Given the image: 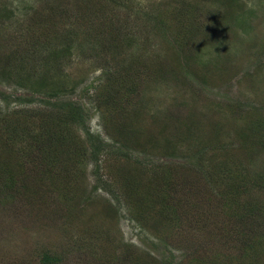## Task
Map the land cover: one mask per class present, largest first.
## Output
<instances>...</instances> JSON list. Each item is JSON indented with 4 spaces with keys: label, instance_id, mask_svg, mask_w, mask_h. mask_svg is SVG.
Instances as JSON below:
<instances>
[{
    "label": "rangeland",
    "instance_id": "1",
    "mask_svg": "<svg viewBox=\"0 0 264 264\" xmlns=\"http://www.w3.org/2000/svg\"><path fill=\"white\" fill-rule=\"evenodd\" d=\"M6 57L0 89L21 99L2 111L76 101L71 150L84 148L53 159L52 176L76 172L68 195L49 179L27 195L34 164L12 156L0 264H42L45 249L58 264H264V124L240 137L264 120V0H0Z\"/></svg>",
    "mask_w": 264,
    "mask_h": 264
},
{
    "label": "trees",
    "instance_id": "2",
    "mask_svg": "<svg viewBox=\"0 0 264 264\" xmlns=\"http://www.w3.org/2000/svg\"><path fill=\"white\" fill-rule=\"evenodd\" d=\"M219 3H224L226 7H230L231 9L236 8L238 5V0H213ZM3 63H0V74L4 75L6 73H11L10 69V58L6 57L5 60L0 59ZM22 62L25 61V58L21 59ZM12 74V73H11ZM31 79L30 74L26 73L21 80H17L20 84H26L25 81ZM46 79L42 80L41 85L47 82ZM11 94H6L4 90L0 89V102H6V106H8V99L11 98ZM13 100L19 102L21 99L19 96H13ZM27 102H32V99L29 98L26 100ZM40 102H43L44 105L47 107V113L41 114V112L33 111L34 113L31 114L28 110V113L21 114V108L10 112L8 110L2 111L3 108L0 106V161H2L3 171H0V179L4 180L3 187H8L11 192L14 187V177L8 178L6 173H9L8 170L5 168L11 167V161L13 159V155H18L24 161L30 163V166L34 164L32 168L28 170L27 173H23L22 177L19 179V186L25 189V193L31 197V194L38 193L40 197H44L46 192L45 188L47 185L52 184H62L64 188L67 190L66 195L70 194V191L73 189V180L75 177V170L72 166H67L66 169H73L74 172H67L61 176L57 175L52 176L50 172H52V166L56 160L57 153H63L65 150H70L68 154L73 153L76 154V151L81 150L84 146H77L76 149L71 150V143L73 138L75 137V132L69 128L70 120L75 121L80 118H84V109L83 106L73 100L69 99H62L61 101H50V99H40ZM66 109V112H62L60 109ZM58 110L57 117L54 121L49 120L50 112H55ZM116 115H112L111 117H115ZM114 123H117L116 118H111ZM81 120V119H80ZM257 125L253 128V130L249 133V128H244L241 130L242 133H245L248 137L240 136L243 140L251 138L253 139V143L255 140H259L261 136L257 138V130L258 128L262 127L264 124L263 119H259ZM124 132H120L122 134ZM91 136V135H90ZM253 136V137H252ZM255 137V138H254ZM6 140V141H4ZM264 140V139H263ZM6 142V143H5ZM4 146V147H3ZM263 141L258 145L257 148H262ZM94 150H92V154H90L91 159L96 164L97 172H98V164H97V157L98 151L96 146H93ZM96 149V151H95ZM84 155H86V151L84 149ZM73 156V155H72ZM24 161H21L23 163ZM139 161L143 163L142 165L148 164L146 160L139 158ZM26 164V163H25ZM29 166V167H30ZM46 166V169H45ZM78 167V165H77ZM81 169V168H80ZM35 170V175L41 177L40 181L34 182L30 181V173H33ZM65 176V177H64ZM72 176V178H71ZM46 177V178H45ZM63 177V178H62ZM70 177V178H67ZM12 178V180H11ZM161 178L163 184L167 187L172 186L171 177L167 173H162ZM50 182H49V180ZM261 179V180H260ZM259 180L257 179V183L259 185H263L264 181L262 178ZM10 185H8L9 181ZM17 184V180L15 181ZM180 188H184L181 184ZM69 187L71 189L69 190ZM20 188V187H19ZM64 190V189H63ZM264 214V207H259V210H262ZM235 216V215H234ZM250 240V239H249ZM127 246V245H126ZM129 246V245H128ZM127 246V249H129ZM40 261L42 264H58L63 259L59 254L55 253L51 249H45L39 253ZM162 264H174L173 261H169L168 259H163Z\"/></svg>",
    "mask_w": 264,
    "mask_h": 264
}]
</instances>
